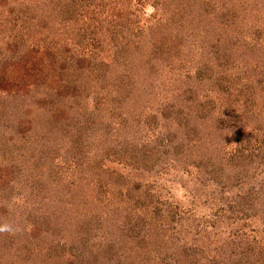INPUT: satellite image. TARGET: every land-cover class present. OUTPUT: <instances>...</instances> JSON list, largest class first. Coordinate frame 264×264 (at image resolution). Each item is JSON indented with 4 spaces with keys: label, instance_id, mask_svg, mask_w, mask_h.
I'll list each match as a JSON object with an SVG mask.
<instances>
[{
    "label": "rangeland",
    "instance_id": "rangeland-1",
    "mask_svg": "<svg viewBox=\"0 0 264 264\" xmlns=\"http://www.w3.org/2000/svg\"><path fill=\"white\" fill-rule=\"evenodd\" d=\"M0 264H264V0H0Z\"/></svg>",
    "mask_w": 264,
    "mask_h": 264
},
{
    "label": "clouds",
    "instance_id": "clouds-1",
    "mask_svg": "<svg viewBox=\"0 0 264 264\" xmlns=\"http://www.w3.org/2000/svg\"><path fill=\"white\" fill-rule=\"evenodd\" d=\"M8 230L7 226H0V231Z\"/></svg>",
    "mask_w": 264,
    "mask_h": 264
},
{
    "label": "trees",
    "instance_id": "trees-1",
    "mask_svg": "<svg viewBox=\"0 0 264 264\" xmlns=\"http://www.w3.org/2000/svg\"><path fill=\"white\" fill-rule=\"evenodd\" d=\"M0 82H2V77L0 78Z\"/></svg>",
    "mask_w": 264,
    "mask_h": 264
}]
</instances>
